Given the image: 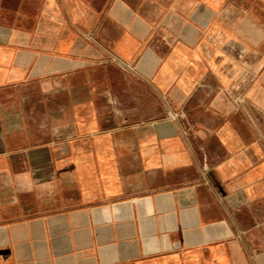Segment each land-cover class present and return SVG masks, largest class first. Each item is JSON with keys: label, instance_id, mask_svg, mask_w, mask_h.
Masks as SVG:
<instances>
[{"label": "crops", "instance_id": "crops-1", "mask_svg": "<svg viewBox=\"0 0 264 264\" xmlns=\"http://www.w3.org/2000/svg\"><path fill=\"white\" fill-rule=\"evenodd\" d=\"M0 264H264V0H0Z\"/></svg>", "mask_w": 264, "mask_h": 264}, {"label": "built area", "instance_id": "built-area-1", "mask_svg": "<svg viewBox=\"0 0 264 264\" xmlns=\"http://www.w3.org/2000/svg\"><path fill=\"white\" fill-rule=\"evenodd\" d=\"M176 114H171L170 117H174Z\"/></svg>", "mask_w": 264, "mask_h": 264}]
</instances>
